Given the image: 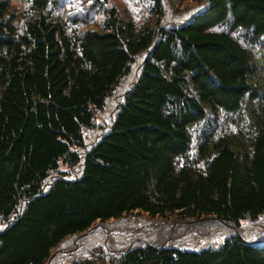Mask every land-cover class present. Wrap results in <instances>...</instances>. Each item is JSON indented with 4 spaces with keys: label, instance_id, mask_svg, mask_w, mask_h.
<instances>
[{
    "label": "trees",
    "instance_id": "trees-1",
    "mask_svg": "<svg viewBox=\"0 0 264 264\" xmlns=\"http://www.w3.org/2000/svg\"><path fill=\"white\" fill-rule=\"evenodd\" d=\"M117 1L0 0V264H264V0Z\"/></svg>",
    "mask_w": 264,
    "mask_h": 264
},
{
    "label": "rangeland",
    "instance_id": "rangeland-1",
    "mask_svg": "<svg viewBox=\"0 0 264 264\" xmlns=\"http://www.w3.org/2000/svg\"><path fill=\"white\" fill-rule=\"evenodd\" d=\"M126 0H118L116 2V5L119 7L120 10L124 9L125 5H127ZM194 7H196V5L191 1V0H170L168 1V4L164 5V11H165V20H169L170 22H172L171 24L174 23H178V22H182L184 19H186V17L188 16L189 12H191ZM139 66V62L136 63L133 66V71L132 73L125 77L121 83H120V87H118L114 93L115 95V99L118 98V96L121 94V91L123 90V88L125 86H127V84L131 81H133L134 79H136L137 77V73L135 72L137 70V67ZM115 103V101H114ZM114 103L111 100V97L108 99L107 101V105L105 110H103L99 115H98V119L96 121V127L90 131V130H86L85 131V135L87 138V141L92 140V138L94 137L95 134L98 135V131L101 128V126L105 127L109 124V117L113 114L114 112ZM61 169L63 171L66 172H70L71 174L75 175L78 173V168H72V169H68L65 167V165L61 166ZM127 222H129L127 225H129L132 221L137 220L138 222H141L142 224H149L150 220H147L145 217L140 216V217H135V216H127ZM118 225V224H116ZM124 225V223H123ZM132 225V224H131ZM126 226V225H125ZM164 229L166 228L165 225ZM100 228V227H98ZM94 230H91L90 233H93ZM89 233V234H90ZM146 233V234H145ZM145 235H141L142 238L141 240H147L148 238H153L154 236H152L150 233L145 232ZM80 237H73L68 239L66 242L63 243L61 249L58 251V256L60 255L62 258V261H60V263L58 264H68V261L71 259V257L75 254V255H82V251H84V249L82 250V247H77L78 241H79ZM221 239L218 236H215L211 242L216 244L220 241ZM77 244V245H76ZM74 245H76V248L74 250H72L74 248ZM71 250V251H69ZM56 264V263H55Z\"/></svg>",
    "mask_w": 264,
    "mask_h": 264
}]
</instances>
